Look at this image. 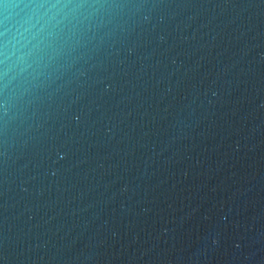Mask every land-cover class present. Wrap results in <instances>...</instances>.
Segmentation results:
<instances>
[{"label": "clouds", "instance_id": "1", "mask_svg": "<svg viewBox=\"0 0 264 264\" xmlns=\"http://www.w3.org/2000/svg\"><path fill=\"white\" fill-rule=\"evenodd\" d=\"M216 7L207 0H0V197L14 201L6 210L20 206V216L27 213L16 235L0 226V264H103L105 252L78 247L82 234L67 248L62 243L79 227L77 211L93 206L83 198L95 192L100 154L131 139L136 117L176 120L185 109L195 117L205 81L220 75L196 58ZM202 207L192 208L184 225ZM239 207L251 212L264 237V177L255 207L247 200ZM34 208L43 216L37 219ZM184 225L172 247L147 264L239 259L222 252L219 233L210 237L202 226L192 239ZM33 228L48 236L37 247L51 245L35 258ZM249 239L260 246L243 259L264 264V239Z\"/></svg>", "mask_w": 264, "mask_h": 264}, {"label": "water", "instance_id": "2", "mask_svg": "<svg viewBox=\"0 0 264 264\" xmlns=\"http://www.w3.org/2000/svg\"><path fill=\"white\" fill-rule=\"evenodd\" d=\"M207 3L210 8L220 7L214 10L213 30H203L208 35L200 41L204 47L196 58L202 56L205 66L218 72L219 78L215 83L212 78L205 81L201 92L206 95L193 104L195 117H188L189 109L176 120L153 119L151 114L136 117L131 139L117 145L115 152H101L97 164L103 167L98 169L95 192L83 198V205L93 206L77 211L79 227L62 241L65 248L82 234L78 247L105 252L103 264H147L149 257L172 247L185 217L203 205L190 225H184L191 228V238L196 239L201 227L207 226L210 237L220 234L223 253L239 257L232 264H250L243 257L260 245H253L249 237H264L257 233L251 212L245 215L239 206L247 200L249 209L255 207L264 177V3ZM201 101L203 105L197 107ZM166 107V103L159 105L161 114ZM13 203L0 197V226L5 235L9 226L16 235L27 215L20 216V206L6 210ZM33 215L38 219L43 211L34 208ZM43 231L32 229L28 242L34 258L51 247H37L48 239L37 236ZM215 264L226 262L221 258Z\"/></svg>", "mask_w": 264, "mask_h": 264}]
</instances>
